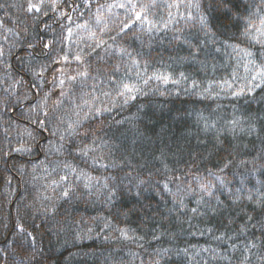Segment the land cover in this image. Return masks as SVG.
Returning <instances> with one entry per match:
<instances>
[{
    "label": "snow or ice",
    "instance_id": "obj_1",
    "mask_svg": "<svg viewBox=\"0 0 264 264\" xmlns=\"http://www.w3.org/2000/svg\"><path fill=\"white\" fill-rule=\"evenodd\" d=\"M16 7L35 28L29 32L25 26L16 31L0 18V77H8V70L13 69L18 73H30L38 83H30L25 89L22 78L10 75V87L16 88V96L14 104L12 97L0 102V132L3 133L0 163L7 164L6 158L12 153L32 158L43 155L38 163L29 160L30 170L28 165L20 164L14 171V175L19 173L23 177L28 170L31 183L39 185L33 204L25 208L39 212V218L47 225L61 215L64 205L73 207L101 202L110 209L108 216L89 217L85 223L82 217L80 220L69 217L68 208H65L64 224L58 231L76 228L74 240L91 239L95 235L106 241L124 242L123 247L132 243L143 249L141 242L146 236L140 232L147 227L150 217L140 218L138 228L130 227L128 218L134 209L125 210L122 198H127L133 189H136L135 197H140L143 186L148 183L133 164L138 152L148 151L152 143L139 132L137 124L141 109L146 105H135L136 112L121 119H116L113 112L120 115L124 106L140 96L149 97L150 102V93L195 97L198 99L194 104L205 106L185 110L177 119L185 125L190 121L195 128L192 139L205 151L210 147L209 155L219 156L222 164L206 167L201 172L199 162L207 157L200 152L194 153L187 137V156L178 142L167 150L156 148L152 159L168 174L160 183L161 190L168 193L173 202V207L168 209L169 216L175 214L176 220L181 216L185 220L197 217L203 220L211 219L210 214L221 217L228 214L225 218L231 224L236 223L235 217L242 213L240 219L244 222L235 230V239L227 232L215 235L218 229L212 227L203 231L197 229L202 236L213 233L214 240L226 245L224 249L158 248L148 264H161L170 253L183 256L184 264H207L204 254L212 261L225 264H233V261L235 264H264V0L0 2L5 17L10 16L7 9ZM118 37L120 41H139L140 47L130 49L118 42ZM153 43L181 46L187 55L173 58V63L185 65L189 70H154L148 75L151 60L144 57H151ZM145 46L148 52H144ZM13 49H19L20 53ZM10 56L17 61L15 65L9 63ZM38 57L47 62H41ZM53 65L57 67L51 73L52 90H44L41 85L49 83L45 73ZM220 70L225 74L217 76ZM151 81L159 83L152 88ZM4 83L9 84V79H4ZM160 84L171 85V88L161 90ZM57 88L62 99L52 101L50 106L49 98ZM33 90L40 93L39 102L35 104L31 102L35 97L28 95ZM222 96L235 98L228 114L220 102ZM66 100L71 101L70 107H65ZM21 101L29 102L25 112L17 113ZM253 104L259 107L253 110ZM5 116L9 118L3 119ZM13 116L22 118L25 126L16 124ZM126 131H131L133 136L130 138ZM42 133H49L50 138ZM13 134L16 143L13 145L9 140L5 150L3 141ZM242 137L254 139L245 143ZM45 139V144L39 142ZM157 139L165 143L160 137ZM155 151L160 154L155 155ZM170 154L175 167L168 163ZM177 169L181 175L176 174ZM11 180L12 177L7 178L9 185ZM233 181L239 186H234ZM170 184L175 185L174 191ZM216 193H227V196L221 199ZM189 197L195 198L194 207H189L192 203ZM180 209L185 211L180 213ZM36 219L26 212L14 222L15 242L11 251L31 250L34 255L43 257L38 236L29 231V220L33 231L37 230ZM155 229L153 224L150 234L158 241L160 237ZM257 229L259 237L255 231L251 237L247 235L250 230ZM162 235L175 241L179 233L162 231ZM234 252L239 255L234 257ZM10 255L9 249H0V260L8 257L10 264ZM130 257L145 264L134 252H130Z\"/></svg>",
    "mask_w": 264,
    "mask_h": 264
},
{
    "label": "trees",
    "instance_id": "obj_2",
    "mask_svg": "<svg viewBox=\"0 0 264 264\" xmlns=\"http://www.w3.org/2000/svg\"><path fill=\"white\" fill-rule=\"evenodd\" d=\"M0 2H3V0H0ZM8 2L16 4L23 3V0H8ZM7 11H9L10 16L5 17L4 10L0 9V18H3L6 21L8 27L19 31L21 28L27 26L29 32L35 28V24L28 20L23 11L18 7L9 8ZM48 22L51 23V20ZM41 32H43V29H41ZM170 35L171 33H169V36ZM105 39H107V37H105ZM117 40L125 46L130 47V49L140 47L139 41H120L119 37ZM85 51H88V49H85ZM148 51L149 49L145 46L144 52ZM15 52L19 54L20 50L16 49ZM186 55L187 51L179 45L166 46L153 43L151 57H144L145 59L151 60L148 75H151L154 70L172 71L173 69H179L180 71H188L189 69H187L185 65L173 63V58H179ZM38 59H40L41 62H47L43 57H38ZM160 61H163V64H161ZM9 63L15 65L17 61L10 56ZM93 63L95 62L93 61ZM56 67V65H53L49 68V71L45 73L49 83L44 84L42 89L52 90V85L50 83L51 73ZM10 71L17 79H23L25 89L30 86V83H38L30 73H18L13 69H10ZM224 74V70H220L216 75L221 76ZM241 74H243L242 71ZM133 79L135 78L133 77ZM158 83L159 82L157 81H151L150 85L152 88H155ZM160 88L161 90H164L166 88H171V85L160 84ZM144 90L148 91V88L145 87ZM20 91L22 92L23 89ZM59 91L58 88L53 91V95L49 98V104L57 99H62V97L59 96ZM30 94V98L35 97L31 102L33 104L37 103L39 101L40 93L33 90ZM96 95H99V93L97 92ZM150 97V102L149 97H138L136 101L124 106V110L120 115H117L115 110L113 112L116 119H121L135 113L137 110L135 105H146L141 109L140 120L137 124L139 132L150 138L152 143L148 145V151L138 152L133 160V164L137 165V171L141 173L142 177L147 180L148 183L143 186L144 191L141 192L140 197H135L134 193L136 189H133L132 193L127 194V198H122L125 210L128 208L134 209L133 213H131L128 218V224L130 227L138 228L140 218L150 217L146 222L147 227L140 232L141 235L146 236L145 241L141 242L144 244V248L141 249L137 244L132 243H129L127 247H123L124 242L116 240L106 241L97 238L95 235H93L91 239L74 240L73 232L78 230L76 228L71 230L65 228L64 232L58 231V229L64 224L63 213L65 208H68L69 217L75 216L77 220H80L82 217L85 223L88 222L89 217H96L97 215L108 216L110 209L106 208L101 202H97L94 205L77 204L73 207L64 205L60 209L61 215L58 216L55 221L45 225L42 219L39 218L41 216L39 212H36L34 209L25 208V205L33 204L34 198L37 196V189L39 188L38 184L31 183V176L27 174V171L30 170L28 162L32 159L34 162L38 163L39 160L43 159V155L32 158L25 154L12 153L10 157L6 158L8 161L7 164L0 163V249L7 248L10 250L14 246L15 230L13 229V224L26 212H30L31 216L37 217L35 220V224L38 226L37 230L33 231V228L30 226L32 222L29 220V231L33 232V235L38 236V240L40 241L39 248L44 253L43 257L37 256L33 264H129L130 260L131 264H140V260L130 257V252L136 253L137 256L145 261V264H148V261H150L155 254V249L158 248H171L175 250L177 248L183 249L185 247L195 246L197 249L209 247L224 249L226 245L221 241L214 240L212 238L213 233H207L203 236L197 233V229L203 231L206 227L218 229L214 232L215 235L227 232L230 236H233V239H235V230L240 223L244 222L240 219V215H243L242 213L235 217L236 223L231 224H229L225 218L228 214H225V217L213 216L210 214L211 219L203 220L198 217L185 220L183 216H181L180 220H176L174 218L175 214L172 217L169 216L168 209L173 207V202L169 194L161 190L163 185L160 183L162 177L168 174L164 172L158 161L152 159L153 151L156 148L167 150L168 148H171L175 142H178L185 149V156H187V149L189 147L185 140V137H187L188 140L191 141V150L194 153L200 152L203 156L207 157V160L202 159L199 162V170L201 172H203L206 167L214 168L217 164H222V161L219 156L209 155V152H211L210 147L208 151H205L202 146L197 144L196 140L192 139V134L195 132V128L191 125L190 121L185 125L177 119L179 113L185 110L191 111L194 106L203 108L205 105L194 104L195 100L198 98L184 95L160 96L151 93ZM234 99L235 98L233 97H221L220 102L225 105V114L232 111L231 102ZM28 102L29 101H23V104L16 108V112H25V105L28 104ZM65 107H70V104L67 101H65ZM212 107H215V104H213ZM237 107H239V104H237ZM257 107L259 106L256 104L252 105L253 110ZM145 113H147V116L144 115ZM9 115L11 116V113ZM8 118V116H5L3 119L7 120ZM12 119L21 127L26 124L22 118L13 116ZM110 122L111 121H109V123ZM3 126L7 127L8 125L4 124ZM125 128H127V126H125ZM125 134L130 138L133 136L131 131H126ZM41 135L50 138L49 133H42ZM158 137L163 139L165 143L161 144L160 140L157 139ZM202 138L206 139L204 137ZM2 139L3 133L0 132V140ZM242 139L247 143L254 139V137H242ZM9 140L15 145V135L13 134V136H9L7 140L3 141L5 150H7V143ZM39 142L45 144L47 140H40ZM145 143L148 144V141H145ZM257 145H259V141H257ZM245 151L248 150L245 149ZM154 154L158 156L160 153L159 151H155ZM222 155L225 154L222 153ZM242 158L250 159L251 157L243 156ZM172 160L173 157L170 154L168 157V163L170 166L175 167V165L172 164ZM20 164L28 165V170H26V174L23 177H20L19 173H15L14 175L16 167ZM140 165H144V167H140ZM183 167L184 166L181 165V168ZM157 169H160V171L157 172ZM193 171H195V169H193ZM149 172H152L153 175L149 176ZM176 174L181 175L182 173L177 169ZM206 174L207 173H205V175ZM133 175H135V173H133ZM8 177H12L10 185L7 183ZM184 179L187 180L188 177H184ZM252 179L255 183L256 178L253 177ZM233 185L236 187L239 186L235 181H233ZM169 187H171L173 191L175 190L174 184H170ZM216 195H220L221 199H225L227 193H216ZM188 199L192 201L189 207H194L195 198L189 197ZM137 201H139V203H137ZM227 202L230 203V201ZM60 203L62 204L63 202ZM245 204H247V202H245ZM36 207H39V205L37 204ZM136 209L139 211H136ZM179 211L180 213H183L185 210L180 209ZM181 221L184 222L181 223ZM153 224L156 225V234L160 237L158 241L151 238L150 232ZM93 227L95 226L93 225ZM46 229H50L51 231L49 232ZM162 231L179 233V235L175 241H170L167 236L162 235ZM252 231L256 232L257 237L260 236V232L257 229L250 230L247 233L249 237H251ZM189 233L197 234L191 235ZM112 235H115V233H112ZM240 239L242 240L243 237ZM5 241H7V244H5ZM230 243L231 241H229V244ZM237 243H239V241H237ZM16 251L22 257L31 253V250L25 251L23 249H17ZM238 255V252L233 253L234 257ZM204 260L207 261V264H225L223 261L210 260L208 254H204ZM0 264H8V257L0 260ZM161 264H184V257L172 255L170 253L169 257L161 260ZM233 264H235V261H233Z\"/></svg>",
    "mask_w": 264,
    "mask_h": 264
},
{
    "label": "clouds",
    "instance_id": "obj_3",
    "mask_svg": "<svg viewBox=\"0 0 264 264\" xmlns=\"http://www.w3.org/2000/svg\"><path fill=\"white\" fill-rule=\"evenodd\" d=\"M129 42H131V39H129ZM6 47H8V45H6ZM15 50L16 49H13V51H15ZM8 71H9L8 77H0V102H5L8 97H12L13 99L11 100V103L14 104L15 103V96H16V88L14 86L10 87V85H11V79H10L11 71H10V69ZM4 79H9V84L6 85L4 83ZM42 86L43 85H41V87ZM28 95L30 96L31 94L28 93ZM67 102L69 104L71 103V101H67ZM21 104H23V101H21ZM50 106H51V104H50ZM54 111H55V109H54ZM10 252H11V255L9 258L10 264H22V262H23V264H33L34 260L37 257L36 255H34V253H29L27 256L22 257L21 255H19L17 253V251H11V249H10Z\"/></svg>",
    "mask_w": 264,
    "mask_h": 264
}]
</instances>
